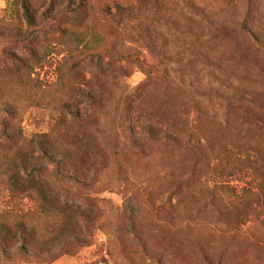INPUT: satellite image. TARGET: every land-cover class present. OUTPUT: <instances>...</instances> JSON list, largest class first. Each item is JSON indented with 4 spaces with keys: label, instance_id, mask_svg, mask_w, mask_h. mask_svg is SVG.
<instances>
[{
    "label": "rangeland",
    "instance_id": "obj_1",
    "mask_svg": "<svg viewBox=\"0 0 264 264\" xmlns=\"http://www.w3.org/2000/svg\"><path fill=\"white\" fill-rule=\"evenodd\" d=\"M80 3L0 0V264H264V0Z\"/></svg>",
    "mask_w": 264,
    "mask_h": 264
},
{
    "label": "trees",
    "instance_id": "obj_2",
    "mask_svg": "<svg viewBox=\"0 0 264 264\" xmlns=\"http://www.w3.org/2000/svg\"><path fill=\"white\" fill-rule=\"evenodd\" d=\"M113 4H114V7H115L116 14H119V13L121 12L122 5L119 4V3H116V2H113ZM80 5H81V6H84V5H85V0H81ZM23 6H24V9H25V10H28V6H27V4L23 3ZM107 9L109 10V8H107ZM129 9H134V8H130V6H129ZM107 12L109 13V11H107ZM133 13H134L133 11L130 12V15H129L130 18H133ZM109 14H112V15H113L112 12H110ZM187 149H190V147L187 148ZM190 150H191V149H190Z\"/></svg>",
    "mask_w": 264,
    "mask_h": 264
}]
</instances>
